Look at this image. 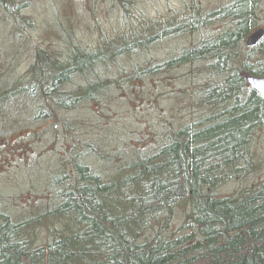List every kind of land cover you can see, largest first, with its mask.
<instances>
[{
  "label": "trees",
  "instance_id": "trees-1",
  "mask_svg": "<svg viewBox=\"0 0 264 264\" xmlns=\"http://www.w3.org/2000/svg\"><path fill=\"white\" fill-rule=\"evenodd\" d=\"M24 6L0 0V15L17 17ZM263 8L264 0H231L212 10L195 3L94 46L70 39L72 46L55 51L49 39L48 47L35 44L18 78L4 69L16 58L0 57V138L73 137L46 183L48 198L10 210L0 190V264H264V178L236 194L220 190L253 163L254 135L264 125V96L245 77L264 76V39L246 46L261 28ZM207 20L227 27L189 39L168 58L144 56L174 33L194 38L190 31ZM185 66L201 79L187 97L209 114L169 129L150 151L112 155L107 144L73 132L84 126L80 120L66 119L84 101L108 100L126 84ZM95 157L111 159L112 167Z\"/></svg>",
  "mask_w": 264,
  "mask_h": 264
},
{
  "label": "rangeland",
  "instance_id": "rangeland-1",
  "mask_svg": "<svg viewBox=\"0 0 264 264\" xmlns=\"http://www.w3.org/2000/svg\"><path fill=\"white\" fill-rule=\"evenodd\" d=\"M21 1L25 6L20 8L17 17H11L7 12L0 15V57L8 61L16 58L15 67L7 61L4 67L5 70L9 67L16 78L24 74L33 61L36 43L48 47L49 44L45 43L49 41L46 40L53 39L50 44L55 51L72 46L68 42L70 39H79L88 46H94L101 39H112L127 29L145 24L144 18H170L175 13L192 8L195 3H200L205 10H212L231 0ZM261 19L260 27L264 28V8ZM204 24L208 26L190 31L194 38L171 34L173 36L160 41V46L146 50L144 56L156 60L168 58L181 50L189 39H203L227 27V23L209 20ZM138 57L135 60L142 64L144 57ZM125 65L132 67V63L127 61ZM4 69L1 68L0 72ZM187 71L188 67H179L139 81L138 85L126 84L124 89L107 96L108 100L82 102L75 111L65 115L66 119L80 120L84 126L73 132L91 141L97 139L101 144H107L112 155L127 158L138 151H150L164 140V134L169 129L209 114L205 107L195 106L194 99L187 97L195 92L192 86L201 81ZM187 86L190 90L186 94L184 89ZM178 89H182L181 94L173 92ZM19 134L22 135V132L19 131ZM17 138L15 134L8 133L0 138V190L6 195L10 210L24 211L35 206L39 197H49L50 191H45L46 183L57 171L60 152L65 151L66 142L72 143L73 137L62 131L60 136L46 134L40 142L32 136H28L24 143L16 141ZM7 141L13 144L8 146ZM25 142L29 146H24ZM3 147L6 150H2ZM253 151L257 154L251 158L253 163L245 174L240 178H228L220 187L221 192L236 194L264 178V125L254 135ZM93 161L98 162L97 165L103 163L112 167L109 164L111 159L95 157ZM33 193L37 196L27 200ZM179 227L180 224L174 226L176 229Z\"/></svg>",
  "mask_w": 264,
  "mask_h": 264
},
{
  "label": "water",
  "instance_id": "water-1",
  "mask_svg": "<svg viewBox=\"0 0 264 264\" xmlns=\"http://www.w3.org/2000/svg\"><path fill=\"white\" fill-rule=\"evenodd\" d=\"M264 39V28H258L252 32L246 40V45L249 48L256 47ZM249 86L264 96V76H255L250 73L245 75Z\"/></svg>",
  "mask_w": 264,
  "mask_h": 264
}]
</instances>
